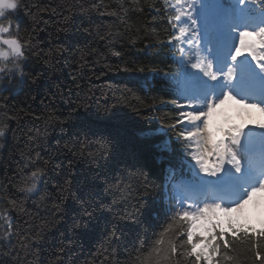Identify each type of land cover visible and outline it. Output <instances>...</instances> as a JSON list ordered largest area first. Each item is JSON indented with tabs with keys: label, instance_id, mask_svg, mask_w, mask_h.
<instances>
[{
	"label": "trees",
	"instance_id": "obj_1",
	"mask_svg": "<svg viewBox=\"0 0 264 264\" xmlns=\"http://www.w3.org/2000/svg\"><path fill=\"white\" fill-rule=\"evenodd\" d=\"M17 4V35L31 47L23 83L0 87V207L22 203L25 212L10 211L12 231L43 239L24 250L14 235L15 249L0 245V264H142L169 223L166 168L175 172L187 153L182 126L168 128L176 97L163 79L178 72L180 53L169 45L175 13L163 0ZM136 72L152 77L143 84ZM162 141L171 151L156 147ZM37 168V191L19 192ZM181 227L188 230L178 224L167 235ZM243 231L225 237L233 260L224 264H264V238Z\"/></svg>",
	"mask_w": 264,
	"mask_h": 264
},
{
	"label": "snow or ice",
	"instance_id": "obj_2",
	"mask_svg": "<svg viewBox=\"0 0 264 264\" xmlns=\"http://www.w3.org/2000/svg\"><path fill=\"white\" fill-rule=\"evenodd\" d=\"M163 3L175 13L174 17H168L176 32L170 36L169 45L178 50L179 62L183 66L181 73L163 77L171 81L169 87L176 97L171 103L177 110V118L168 128L176 129L181 125L183 130L178 132L177 139L189 145L195 142L197 147L187 153L191 157L187 162L191 179H185L183 174L170 177L172 186L166 210L171 214L169 223L159 233L142 264H181L177 257L185 261L194 257L193 264L201 261L203 264H224L233 260L228 255L230 240L225 239L228 233L220 230L208 237L196 235L194 240L191 229L195 219L222 208L225 212L241 211L257 193L264 192V134L257 137L254 129L245 131L233 125L220 129L223 138L216 139L209 119L217 104L236 99V96L241 97L237 103L258 99L264 105V0H163ZM17 6V0H0V17L4 16L6 9L15 10ZM11 33V23L7 26L0 24V60H18L24 56L25 48L31 47L30 39L21 43ZM244 53L251 55L259 72ZM3 71L6 69L0 68V72ZM136 71L143 72L144 69ZM15 72L23 76L19 63L15 64L13 75ZM161 106L166 105L161 102ZM252 106L257 105L253 103ZM261 111L264 112V107ZM5 134V127L0 126V138ZM156 147L161 152L171 151L169 141H162ZM180 167L182 169L184 164L181 163ZM42 172L40 168L33 171L29 177L31 183L25 182L18 191L34 192ZM0 202H5L4 198L0 197ZM6 204L8 207H0V220L3 221L0 224V230H3L0 245H11L15 249L14 235L20 249L27 250L32 241L39 243L43 239L42 231H36L30 237L22 235L20 230L12 231L10 211L25 212L22 203L7 200ZM225 204L230 207H223ZM56 210L60 211L58 205ZM84 212L92 215L87 208ZM178 224L186 225L188 230L181 227L174 236L167 235ZM213 227L220 226L217 223ZM238 231L240 229L230 221L231 237H236ZM241 235L252 239L247 230ZM110 236L115 237V231ZM181 236L187 239L178 242ZM259 237L264 238V229L259 231ZM199 244L203 247L197 250ZM188 246H191L190 250ZM256 256L260 257L259 251Z\"/></svg>",
	"mask_w": 264,
	"mask_h": 264
},
{
	"label": "rangeland",
	"instance_id": "obj_3",
	"mask_svg": "<svg viewBox=\"0 0 264 264\" xmlns=\"http://www.w3.org/2000/svg\"><path fill=\"white\" fill-rule=\"evenodd\" d=\"M251 7V5H250ZM17 8L15 10L6 9L5 14L3 17H0V24L8 25L11 23L12 31L16 30L17 28L14 27L17 22ZM14 27V28H13ZM251 30V29H250ZM12 34V33H11ZM13 35V34H12ZM18 37V36H17ZM238 39V38H236ZM246 56V53L243 54ZM19 63L21 72L23 76H21L20 72H13L15 71V64ZM24 64H25V57H21L18 60L16 58H10L8 60H0V68H5L6 71L0 72V87L8 88L14 87L16 85H21L24 81ZM134 77L138 79L141 83H145L146 80L151 79V73H134ZM255 103L257 106L256 108L259 110L261 114H257V110L255 111L254 122H258V130L262 132L264 129V112L261 111V108L264 105H261L259 102H254L252 99L244 100L242 107H238V109L242 112L243 115L246 117L251 114V110L254 108L252 104ZM218 106V105H217ZM242 118V116H240ZM249 128H252L253 125L248 122L247 123ZM39 185V181H37V187ZM37 191V188L36 190ZM34 191V192H35ZM212 218L220 219L222 226L228 228V224L231 221L234 226L239 229L240 227L247 228L249 230L255 229H264V192H259L256 194L255 197L246 205L245 209L241 211H234V212H218V213H210L209 214ZM242 225V226H241ZM213 227V223L211 222L209 216L206 214L204 217H200L194 220V230L195 231H205L208 228Z\"/></svg>",
	"mask_w": 264,
	"mask_h": 264
},
{
	"label": "bare ground",
	"instance_id": "obj_4",
	"mask_svg": "<svg viewBox=\"0 0 264 264\" xmlns=\"http://www.w3.org/2000/svg\"><path fill=\"white\" fill-rule=\"evenodd\" d=\"M17 23L15 24V25H13L14 27H16L17 29L16 30H13L12 31V34H13V36H18L17 34H18V29H19V24H20V18H19V16H18V19H17V21H16ZM13 27V28H14ZM170 167H171V165L170 164H168Z\"/></svg>",
	"mask_w": 264,
	"mask_h": 264
}]
</instances>
